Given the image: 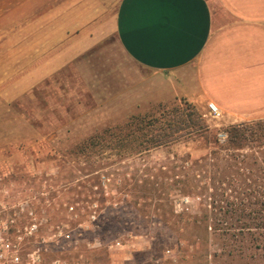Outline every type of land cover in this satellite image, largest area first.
<instances>
[{"label":"rangeland","instance_id":"374dc122","mask_svg":"<svg viewBox=\"0 0 264 264\" xmlns=\"http://www.w3.org/2000/svg\"><path fill=\"white\" fill-rule=\"evenodd\" d=\"M40 8L5 7L19 21L3 26L18 28L20 36H0V231L12 226L8 236L18 247V264L252 263L238 254L211 257V241L199 248L191 229L205 206L203 196L178 192L182 174L204 175L207 168L193 161L216 149L214 141L226 143L231 124L199 110L173 94L167 80L133 64L113 35L95 41V6L83 7L86 19L69 21L63 36H58L61 24L52 23L51 30L44 26ZM30 24L36 28L32 34L27 33ZM17 47L20 53L26 48L21 64L28 66L36 57L31 69L10 68ZM187 103L201 115L200 129L206 133L142 152L133 142L119 141L129 129L142 127L137 125L141 119L143 124L157 119L145 129H162L186 117L181 112ZM241 122L262 123L264 117ZM104 129L111 130L107 147H95V140L85 143ZM217 132L225 133L223 141ZM262 148L246 144L235 150L239 158L246 154L240 164L248 168L239 170L248 178L257 175L249 163ZM186 158L188 163L179 160ZM207 176L197 178L199 185H208ZM31 223L36 231H19ZM245 238L231 239L232 246L248 249ZM255 261L264 264V257Z\"/></svg>","mask_w":264,"mask_h":264},{"label":"crops","instance_id":"0c3cea01","mask_svg":"<svg viewBox=\"0 0 264 264\" xmlns=\"http://www.w3.org/2000/svg\"><path fill=\"white\" fill-rule=\"evenodd\" d=\"M20 1L0 0V36H20L18 28L3 26L19 21L7 6H41L44 26L51 30L52 23L61 24L58 36L65 35L69 21L86 19L83 7L95 6V41L113 35L133 64L167 80L173 94L199 110L215 103L228 124L264 117V0ZM35 29L30 24L27 33ZM19 49L10 68L31 69L36 57L28 66L21 64L26 48Z\"/></svg>","mask_w":264,"mask_h":264},{"label":"trees","instance_id":"16d2710c","mask_svg":"<svg viewBox=\"0 0 264 264\" xmlns=\"http://www.w3.org/2000/svg\"><path fill=\"white\" fill-rule=\"evenodd\" d=\"M184 112H186V117H180L174 122L168 121L162 129H145L157 119L149 120L144 124L141 119L137 125L142 127L129 129L123 137H119V141L133 142L138 148L134 150L142 152L189 136L190 133L207 132V129H200L204 127V123H201V115L190 106V103L182 109L181 113L184 114ZM192 124L199 129H184ZM109 132L111 133L110 129H104L96 133L94 137L87 139L85 143L95 140V147L99 149L107 147L109 139L106 134ZM226 133V143L218 144L214 141L216 149L209 152L208 156L193 161L192 165L200 164L207 168L204 169V175L200 173H194L193 176L182 174L177 179L181 185L178 192L185 196H198L199 198L203 196L201 203L205 206L202 208L200 218L197 219V216H194L195 225L191 229L196 242L200 245L199 248L203 247L207 241H211L213 250L208 255L213 258L217 256L232 258L238 254L240 259L252 260V263L246 262V264H258L255 261L257 256L264 257V122H256L252 125L242 122L234 123L229 125ZM216 138L219 140L218 136ZM246 144L248 147L263 145L262 149L254 151V154L261 155L253 157L252 162L249 163L255 167L257 172L252 179L239 170L241 168L244 170V167L248 168L247 163L243 166L240 164L246 154H242L239 158L241 153L235 151L244 148ZM188 159L179 160L188 163ZM211 166H214L213 171ZM233 166L236 169H233ZM206 174H208V185H199L200 180L197 178L206 177ZM163 220L166 219L163 218ZM243 235H247V238L243 240L248 241L249 252H246L248 249L245 250L240 245L236 248L234 244L233 246L231 244V239L234 240ZM70 239H65V241ZM63 248L67 251L70 247L63 246Z\"/></svg>","mask_w":264,"mask_h":264},{"label":"built area","instance_id":"2783aa9c","mask_svg":"<svg viewBox=\"0 0 264 264\" xmlns=\"http://www.w3.org/2000/svg\"><path fill=\"white\" fill-rule=\"evenodd\" d=\"M207 111L212 117H218L220 115V110H219L218 106L211 101H209L207 103ZM217 136H218L220 141H223L225 139V133L224 132H217ZM10 222H13V219H11ZM10 228H7L5 230V232L0 231V264H18L19 260H20L19 254H18V247L16 245H14L11 238L8 236ZM36 229H37L36 224L31 223L28 227H24V229H23V227H21V229L19 231L24 232L25 234H31L33 231H36ZM19 231H17V232H19ZM17 236H18V238H20V234L19 235L17 234ZM63 237H64V239H69L70 234L65 233L63 235ZM34 253H35V251L29 255L31 256Z\"/></svg>","mask_w":264,"mask_h":264}]
</instances>
